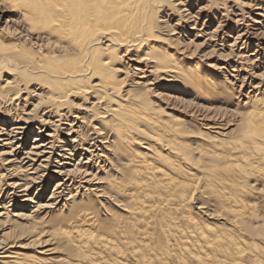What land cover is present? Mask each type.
I'll return each instance as SVG.
<instances>
[{"label": "bare ground", "instance_id": "1", "mask_svg": "<svg viewBox=\"0 0 264 264\" xmlns=\"http://www.w3.org/2000/svg\"><path fill=\"white\" fill-rule=\"evenodd\" d=\"M0 12L41 43L0 33V264H264V0ZM153 85L234 110L199 106L195 135Z\"/></svg>", "mask_w": 264, "mask_h": 264}, {"label": "rangeland", "instance_id": "2", "mask_svg": "<svg viewBox=\"0 0 264 264\" xmlns=\"http://www.w3.org/2000/svg\"><path fill=\"white\" fill-rule=\"evenodd\" d=\"M167 5H168V1L164 2V3H161L159 6H155V8H157L156 15L158 17L165 15V13L167 11L171 10V7L167 6ZM159 18H161V17H159ZM7 26H13V33H12L13 35H11V38L6 39L7 42H12V43H15V44H19L21 46L26 47L27 49H29L31 51H38L39 45L41 43H36L35 40L30 41L27 37H25V32H21V30L23 29V25H21L20 22H17L15 20V17L12 14V12H4V13L0 12V33L1 34H3V33H4V35L5 34H7V35L10 34L7 31V29H6ZM14 29H16V30H14ZM9 31H11V30H9ZM157 40L158 39H156V41ZM156 43H158V42H156ZM167 43L168 42H165V44H167ZM168 45H171V44L168 43ZM173 45H175V44H173ZM173 45H171L170 47H174ZM128 55H127V57H128ZM217 56L216 55H212L207 60L204 59L205 61L203 60L202 57L195 58V59L188 60V61H190V62H199L202 65H204V64H208V65L210 64V66L211 65L212 66L213 65H217V69H218V67L220 66L219 64H220V62L222 60H217V58H216ZM124 60L127 61L125 59V56H124ZM129 64H131V62ZM214 71H215V73L217 71V74L221 73L220 70L219 71L218 70H214ZM152 87L156 90V92L157 91L158 92H162L161 93L162 97L160 98V103L162 104V106L164 105V107L167 109V112L173 113L177 117L185 118V120H187V122L189 121L188 124L193 125L195 127V129L193 128L194 134L196 133V131H198L197 129H199L198 128V125H199L198 123L202 122L200 119H202L203 117L206 118V116H203L205 113L202 112V114H201V111L198 108H200L201 106H206V107H209V108L213 109L214 105L215 106L216 105L217 106H222V108L225 106L224 103L223 104L221 103L222 101L214 102V100H211V101L207 102V100H203V98L198 96V94L190 92V91H188V93H191V94H185V93L182 94L181 92H179V91H177L175 89L169 91L167 88H162V87L161 88H157V87H155V85H153ZM249 88L250 87H247V86L244 87L245 92ZM240 98H242V97H240ZM209 102H210V104H209ZM30 108H31V105L29 106V108L27 110H29ZM233 110H234L233 107L228 106L223 111L226 112V111H233ZM207 115H209V114H207ZM226 117L228 119H231V120L234 119L233 115H230V114L229 115L227 114L225 116V118ZM29 136H30V138L26 142L27 145H29L30 141L32 140L33 135L32 136L29 135ZM191 138H195V140L197 139V137H191ZM142 147H144V146H142ZM78 157H76V159ZM51 185H52V183L49 182L48 183V189H47L46 193H44V198L48 194L49 190L52 188ZM35 191H36V187L35 186H31L30 190L28 192H26V194L35 195ZM20 198L21 197H18L17 199H20ZM96 198L100 199L98 197H96ZM35 200H37V198ZM40 200H42V199L40 198ZM191 203H193V205H197L195 197L191 200ZM106 209H108V207H106ZM58 213L59 212H56L55 210H54V212L50 211L48 214L45 215V217H44L45 219L44 220L43 219L40 220L39 224H42L43 222L44 223L45 222L46 223H50V222H52L51 220L55 221V219L58 218V216H57V215H59ZM7 238L9 239V241H11V242L13 241V238H11L10 236H7ZM22 241H24V240L22 239ZM12 250H14V249L10 248V251H12ZM171 260H174V259H171Z\"/></svg>", "mask_w": 264, "mask_h": 264}]
</instances>
